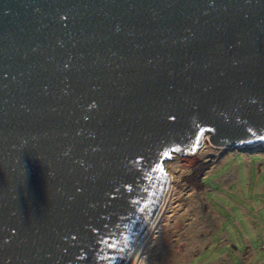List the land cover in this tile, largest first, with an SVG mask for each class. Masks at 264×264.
<instances>
[{"label":"water","instance_id":"obj_1","mask_svg":"<svg viewBox=\"0 0 264 264\" xmlns=\"http://www.w3.org/2000/svg\"><path fill=\"white\" fill-rule=\"evenodd\" d=\"M204 137L264 143V0H0V264H133Z\"/></svg>","mask_w":264,"mask_h":264},{"label":"rangeland","instance_id":"obj_2","mask_svg":"<svg viewBox=\"0 0 264 264\" xmlns=\"http://www.w3.org/2000/svg\"><path fill=\"white\" fill-rule=\"evenodd\" d=\"M255 143L204 137L193 153L172 150L159 221L133 264H264V143Z\"/></svg>","mask_w":264,"mask_h":264},{"label":"bare ground","instance_id":"obj_3","mask_svg":"<svg viewBox=\"0 0 264 264\" xmlns=\"http://www.w3.org/2000/svg\"><path fill=\"white\" fill-rule=\"evenodd\" d=\"M159 218H160V216H159ZM159 218H158V219H159ZM156 220H157V219H156ZM155 222H156V221H154V225H155ZM157 222H158V220H157ZM156 224H157V223H156ZM155 226H156V225H155ZM155 226L152 227V225H151L150 229H151V230L154 229ZM150 229H149V231H150ZM149 231H148V232H149ZM148 235H150V234H148ZM148 235H146L145 241L148 240V237H149ZM147 236H148V237H147Z\"/></svg>","mask_w":264,"mask_h":264},{"label":"trees","instance_id":"obj_4","mask_svg":"<svg viewBox=\"0 0 264 264\" xmlns=\"http://www.w3.org/2000/svg\"><path fill=\"white\" fill-rule=\"evenodd\" d=\"M258 151H264V147H260V146H259ZM199 170H200V169H199ZM200 177H201V176L198 175V182L200 181Z\"/></svg>","mask_w":264,"mask_h":264}]
</instances>
